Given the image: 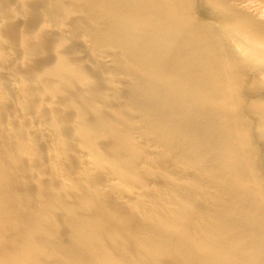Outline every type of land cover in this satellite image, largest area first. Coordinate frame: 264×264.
Wrapping results in <instances>:
<instances>
[{
	"label": "bare ground",
	"instance_id": "1",
	"mask_svg": "<svg viewBox=\"0 0 264 264\" xmlns=\"http://www.w3.org/2000/svg\"><path fill=\"white\" fill-rule=\"evenodd\" d=\"M0 264H264V0H0Z\"/></svg>",
	"mask_w": 264,
	"mask_h": 264
}]
</instances>
